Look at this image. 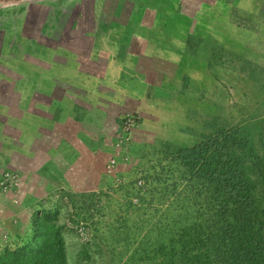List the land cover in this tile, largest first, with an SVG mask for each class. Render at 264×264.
Returning <instances> with one entry per match:
<instances>
[{"label": "rangeland", "instance_id": "obj_1", "mask_svg": "<svg viewBox=\"0 0 264 264\" xmlns=\"http://www.w3.org/2000/svg\"><path fill=\"white\" fill-rule=\"evenodd\" d=\"M131 53L139 54L127 64L133 69L120 70L115 60L130 62ZM245 59L264 68V0H0V146L6 154L28 150L32 137L58 138L59 119L77 126L83 112L74 105L93 103L90 78L100 95L116 97L125 92L115 89L116 81L129 89L132 80L143 79L130 89L141 96L127 95L111 111L118 114L116 130L112 119L103 123L106 144L96 146L103 160L95 185L84 182V163L60 181L28 168L19 156L10 162L17 194L6 196L14 204L0 210V253L28 242L33 216L42 208H58V222H64L73 205L84 213L86 203L87 219L82 215L62 228L66 264H163L160 250L177 228L163 223L174 216L167 210L172 196L155 179L162 142L191 146L215 129L234 128L252 153L264 157V71L260 81L249 79L241 68ZM52 101L54 111L47 110ZM30 114L38 116L37 133L16 128L17 119L30 121ZM127 115L134 125L126 130ZM91 116L83 120L85 128L67 133L65 147L54 141L52 155L75 158L77 135L99 128ZM142 174L151 178L147 210L130 195L131 182ZM61 190L77 198L65 199ZM149 206L167 211L159 227L151 226L159 221L153 218L142 223ZM10 217L21 221L7 222ZM19 223L24 230L9 238Z\"/></svg>", "mask_w": 264, "mask_h": 264}, {"label": "trees", "instance_id": "obj_2", "mask_svg": "<svg viewBox=\"0 0 264 264\" xmlns=\"http://www.w3.org/2000/svg\"><path fill=\"white\" fill-rule=\"evenodd\" d=\"M191 38L187 33L188 44ZM260 67L245 59L241 68L249 79L260 81L264 71ZM158 154L160 169L155 179L163 183L161 192L172 196L167 210L174 211L171 221L163 223L177 228L160 250L163 264H264V157L252 153L238 130L215 129L191 146L162 142ZM149 181L148 174H142L131 182L135 192L131 197L146 210ZM60 194L65 199L77 198L64 190ZM85 205L84 213L81 206L73 205L69 220L77 222L82 215L87 219L91 207ZM149 210L142 223L149 224L153 218L159 221L151 226L159 227L167 211L159 206H149ZM58 213V208L35 213L28 242L5 249L0 264H66L61 233L69 220L58 222Z\"/></svg>", "mask_w": 264, "mask_h": 264}, {"label": "crops", "instance_id": "obj_3", "mask_svg": "<svg viewBox=\"0 0 264 264\" xmlns=\"http://www.w3.org/2000/svg\"><path fill=\"white\" fill-rule=\"evenodd\" d=\"M132 54V58L130 62H127L128 60H124L121 61L119 60H115V63L120 64V70L122 71H126L129 69H133V66H129L127 64H135L134 63V59L136 60L137 58H139V54L138 53H131ZM134 54V55H133ZM138 55V56H137ZM135 70V68H134ZM137 70V69H136ZM90 77V76H89ZM88 77V78H89ZM87 78V79H88ZM86 79V81H87ZM93 80V79H92ZM91 80V78L89 79L88 82L92 83L93 88H90L88 86V91H90V95L93 97V103L89 104V106H85V105H80V104H75V108H78L79 112L82 111L83 112V117H81L80 115H78V119H76L77 121V126L72 124V123H68L67 119H59L58 121H55L56 126V130L57 128L60 129L61 131V135L57 136L58 138L54 139V137L52 138H45L42 137V139L39 140V137H32L31 138V142H30V148L28 150H23L22 148H18L16 149V156H13L12 153H8L6 154L5 151H2L3 146H0V179L2 177V175L7 172V170H14V168L16 167H12L10 165V162L13 164L14 160H16V158H18V156L20 157V161H23L24 165H26L28 168H38V170H40L41 172L47 174L49 176V178H57L58 180L62 179L61 177H63V175H65V171H70L72 169V171L76 172L78 171L77 169L79 168H75V164L78 163H84V173L86 174V178L87 181H84L86 183V185L90 186V185H95V183H98V178L101 176V169H102V165L101 162L103 160V158H101V155H98L101 151H99L96 146H99L101 144L105 145L106 144V138L104 137L105 132H103V129L105 127V124L103 125V123L106 120L112 119L113 125L115 127L118 126V114L114 112L111 113V111L113 110V108L117 107V106H122L125 102V98L127 95H131V97L136 98L137 96L140 97L142 92H138V91H132L130 90L132 85H140L141 86V82L143 81V79L140 78V76L136 79V80H132L129 84H130V88L127 89L119 86V81H116V87L115 89H117V87H119L120 89H124L125 92L120 96V97H116L111 96L112 94H108V93H104L100 95V91L99 88H96V82L94 79V82ZM89 83V85H90ZM84 85V84H83ZM80 89V88H79ZM130 93V94H127ZM50 94L54 95L53 92H51ZM80 97H83L84 94L81 93H77ZM64 96V95H63ZM119 98V99H118ZM68 102V101H67ZM70 104V103H68ZM60 105V104H59ZM63 107L64 104H61ZM53 107V111L55 109V104H53V101L51 104H48L47 106H45V108H48L47 110H49V107ZM105 114H104V112ZM65 111L62 110V113H64ZM110 112V113H109ZM52 113V112H51ZM88 113L91 114H95V116H91V118H89V121H92L93 123L97 124L99 126L98 130L96 132H92L94 129H91V132L87 131H82V134L77 135V139L78 142H75L74 144L76 145V157L75 158H69L68 154L65 152L62 153H57V154H53V150L54 148L50 149V146H53L54 141H57L58 143H62L63 147H65L64 143H66L68 141L67 138H69V136L67 133H69V131L73 128L76 129L81 127L85 128L84 123L86 124V121L83 122V120H87L88 118ZM1 115V113H0ZM66 115V114H64ZM100 115H102L100 117ZM104 116V118H102ZM38 119V116H35ZM32 114H30V121L24 120L23 116L17 119L18 124L17 126H20V128H25V129H31V132L33 133H37L38 132V127H39V122L36 123V118H35ZM83 118V119H81ZM3 120V119H2ZM143 119L141 118V121ZM102 121V122H101ZM21 123H23L24 125H21ZM74 123V122H73ZM142 123V122H141ZM5 124V123H4ZM1 122H0V127H1ZM6 125V124H5ZM30 125V126H29ZM112 125V126H113ZM58 129V130H59ZM33 135V134H32ZM51 139V140H50ZM43 140H48V143L44 146L42 145ZM50 140V141H49ZM86 145L91 146V148L94 149V151H91L90 147H86ZM41 150V151H40ZM40 151V153H39ZM39 153V154H38ZM44 153V155L42 154ZM69 159V160H68ZM16 164V163H15ZM61 164V165H59ZM16 171V170H14ZM36 173V172H35ZM34 174H32L33 177ZM36 175V174H35ZM34 175V176H35ZM82 176V175H81ZM64 180V179H62ZM60 180V181H62ZM98 180V181H97ZM20 187V184H19ZM19 191V190H18ZM17 193H15L14 189H12L11 187L9 189H1L0 188V210L5 207L9 206L11 207L13 200L11 201L10 199L7 200L6 196H13ZM14 199V198H13ZM14 204V203H13ZM19 208H23V209H28L29 207H25V206H19ZM28 213V212H27ZM21 221V218L19 219H14V217H10L7 218V222H12V221ZM27 220V219H26ZM25 221V219L23 218L22 223ZM4 221H0V224L3 225ZM23 225L22 224H17L14 226V228L12 230L8 231V236L9 238H16L18 237V234L21 233L24 229H23Z\"/></svg>", "mask_w": 264, "mask_h": 264}, {"label": "built area", "instance_id": "obj_4", "mask_svg": "<svg viewBox=\"0 0 264 264\" xmlns=\"http://www.w3.org/2000/svg\"><path fill=\"white\" fill-rule=\"evenodd\" d=\"M124 124H125L126 130L131 128L134 125L133 117L130 115H127L125 117ZM15 183H16L15 176L11 174L9 171L5 172L0 179V187L3 190L10 188Z\"/></svg>", "mask_w": 264, "mask_h": 264}]
</instances>
